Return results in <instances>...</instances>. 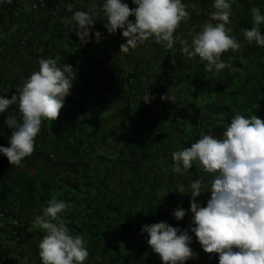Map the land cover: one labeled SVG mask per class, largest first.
I'll use <instances>...</instances> for the list:
<instances>
[{"label":"trees","instance_id":"1","mask_svg":"<svg viewBox=\"0 0 264 264\" xmlns=\"http://www.w3.org/2000/svg\"><path fill=\"white\" fill-rule=\"evenodd\" d=\"M27 1L29 12L26 14L22 12L25 0H11L7 4L3 0L0 2V95L11 98L26 76L38 67L37 60L26 62V53L20 47L24 44L21 42L22 37L14 33L8 42L5 32L13 24L20 30L24 28L26 32V24L35 23L38 16L43 14L54 13L56 18L41 32L43 55L49 50L52 58L71 65L76 72V78L70 90L71 94L65 98L56 120L52 121L49 128H42L44 122H41V130L35 138L32 154L24 158L19 166L10 165L6 157L0 155L2 238L26 248L25 254L31 259L30 264H41L37 244L42 232L33 226L32 220L55 197L71 204L70 208L58 215L66 221L73 233L82 234L88 251L84 264H162L158 254L153 253L147 245V234H139L141 226L167 221L173 227L179 225L182 229L186 228L190 223L191 213L181 221L174 220L170 215L178 206L185 210L189 207L188 195L177 194L174 191L176 186L182 184L187 190L188 183L197 176L211 179L209 174L201 172L195 165L182 173L174 174L171 170V152L177 151L181 145L190 146L202 132L219 136L234 114H254L264 121V49L255 44L249 45L243 39V30L251 28L249 9L252 6L264 9V0H234L232 3V15L226 27L232 29L230 35L241 43V47L238 51L229 50L221 54V60L228 67L219 72H206L203 61L197 57L189 59L181 54L179 41L172 49H165L150 40L151 47L148 49H152L155 62L149 63L151 66L158 64L157 71L152 76V80H155L135 97L145 90H154L163 93L166 101L163 105L155 103L149 106L142 104L139 98H132L130 107L127 95L135 93L132 90L133 80L138 72H122L118 67L122 60L132 57L131 49L115 64L108 60L110 57L103 56L91 42L92 32L97 31L95 24L89 32V42L82 44L71 33L70 28L61 22L59 15L63 14V6L56 8L50 6L51 0H44L48 10L30 9L31 0ZM182 2L189 13V19L180 22L174 36L190 39L203 23L208 22L209 13L215 9L211 0ZM260 27L261 34L264 35V25ZM36 28H30L24 41L38 37ZM72 48L77 51H71ZM112 50L116 51L117 47L114 46ZM137 52H144L142 45L137 48ZM156 54L158 59H155ZM7 64L14 66L12 71L1 70ZM118 85L122 86L121 95L114 91ZM173 93H179L184 105L191 110V114L186 115L191 121L188 130H184L185 124L177 119L179 111L170 104L169 97ZM104 94L109 95L106 102ZM96 97L108 103L104 104L108 109L118 110L122 106V114L118 117L113 115L111 119H117V126L124 125L126 119L129 121V112L134 113L140 124L139 133L134 140L122 136L123 145L119 144L118 138L111 145L105 142L99 124L86 114V99L95 101ZM137 105L140 107L137 108ZM160 107L165 110V114L159 113ZM171 107L173 115L169 117L168 110ZM180 109L187 112V108ZM11 110L15 111L14 106L8 111ZM8 111L0 114V131L4 133L0 135V146L5 147L8 146L7 136L10 130L3 121ZM140 112L149 114L145 116L146 121L169 118L171 129L175 131L172 133L178 135L179 143L175 146L170 139L156 143L155 138L165 132L154 135L152 133L148 140L151 149L148 151L144 142L146 134L143 132H147L150 127H145V122L143 124L142 119H139ZM84 124L94 127V131L85 133L82 130ZM151 129L154 130L153 127ZM119 134L122 135L123 132L120 131L118 136ZM154 143L157 144L155 152L152 151ZM166 143L171 145L170 152L163 154L160 148ZM59 144L65 148L64 152L57 151ZM146 158L159 162L152 166L145 165L143 159ZM42 161H47L48 164L60 161L65 164L66 170L46 178L40 172L42 169L38 162ZM209 195L210 193L205 192L197 197L201 206H204ZM21 210L23 216L19 213ZM12 220L16 221V225L11 223ZM189 246L198 254V259L187 260L185 264H217L216 254L204 253L194 236ZM209 256L212 257L211 260ZM1 257L5 258L6 264H10L2 253Z\"/></svg>","mask_w":264,"mask_h":264},{"label":"clouds","instance_id":"2","mask_svg":"<svg viewBox=\"0 0 264 264\" xmlns=\"http://www.w3.org/2000/svg\"><path fill=\"white\" fill-rule=\"evenodd\" d=\"M211 2L215 11L190 39L174 36L180 22L189 19L182 0H131L132 8L122 0H91L86 11L81 7L74 11L69 5L72 15L62 22L72 25L70 31L75 28L82 44L89 42L96 20L102 22L109 35L119 29L124 38L119 52L124 54L149 40L165 49H172L179 41L181 54L203 61L206 72H219L228 67L221 54L238 51L241 43L226 27L234 0ZM249 13L251 28L243 30V39L264 49L260 27L264 25V9L252 6ZM92 37L91 42L98 44L103 33L93 31ZM37 64L38 69L24 79L11 98L0 95V114L15 108L3 121L10 130L8 146H0V155L10 165L19 166L32 154L42 120H56L76 78L71 65L54 58H40ZM171 160L174 174L195 165L211 179L197 176L188 183L187 190L182 184L176 186L177 194L188 195L189 207L185 210L178 206L170 215L181 221L191 213L186 228L173 227L167 221L141 226L139 234H147L146 243L162 264L198 259L189 246L193 236L204 253L216 254L217 264H264V121L254 114H234L219 136L202 132L190 146L171 152ZM205 192L210 195L201 206L197 197ZM70 207V203L53 197L33 218V226L42 232L37 244L41 264H84L88 258L82 234L73 233L58 215Z\"/></svg>","mask_w":264,"mask_h":264},{"label":"rangeland","instance_id":"3","mask_svg":"<svg viewBox=\"0 0 264 264\" xmlns=\"http://www.w3.org/2000/svg\"><path fill=\"white\" fill-rule=\"evenodd\" d=\"M132 6H134V5L133 4L130 5V8H132ZM129 19L133 20L134 18L130 16ZM14 33L16 35L19 34L22 37L21 42L24 43V38H26V34H27V33H24V28L22 30H20V28L17 27L16 24H13V26L9 27V30L6 31L4 34V36L6 35V37L8 35V39H7L8 42H9V39L14 36ZM107 42H108V39L106 38V35L103 33V38L101 39V41L98 44H96V45L94 44V45H95L96 49H99L101 51L103 56L111 57L115 53H117V51H119V50L117 49L116 51H113L112 50L113 47H111L109 45V43H107ZM150 43H151V41L149 40V41H146L145 44L142 45L143 50H144L142 55L144 56V58H148L149 62L154 63L155 60L152 57V49H150V50L148 49L149 47H151ZM16 46H17V44H16ZM71 51L76 52L77 50L72 48ZM92 52H93V50L91 51V54H92ZM146 54L149 56H147ZM122 57L120 58V60L122 59ZM132 57H133V55H132ZM155 59H158L157 54H156ZM13 67H14L13 65L7 64V65H4L1 68V70L2 71H4V70L12 71ZM151 67L152 68L150 69V73L153 74L157 71L158 64H153ZM94 87H95V85H94ZM166 90L169 92V89H166ZM103 96H104V101L106 102L109 99V95L104 94ZM169 98H170V104L173 105L175 110L179 111V113H180L178 115L177 119L181 120L183 122V124H185L184 130L185 129L188 130L191 121L189 118L186 117V115H187V113L191 114V110H189V107L184 105L185 104L184 100L182 97L179 96V93H173L170 95ZM95 99H96L95 101H92L90 98L86 99L88 101V107H87V113L86 114L91 116V118H93V120H92L93 122H97L99 124V126L101 127L100 132H101L102 137L105 138V142H107V144L111 145L114 143V139L118 138L119 144L123 145L122 136H125V138L131 137L132 140H134L133 138L136 137L137 134L139 133L138 128L140 125L137 122V119L135 118L134 113L129 112L127 114V117H129V121L126 119V121H124V123H123L124 125H121V126L118 125L117 126L116 125L117 119L112 120V121H111V119H112L113 115L115 117H118L120 114H122V111H121L122 106L118 110L117 109H114V110L108 109L107 106L104 105V104H108V103H105L104 101L100 100L99 97H96ZM94 102L96 104H94ZM181 106L183 108H187V109H185V110H187V112H184L183 109H180V108H182ZM61 112H62V110H61ZM153 114H154V112H153ZM164 114H165V112H164ZM125 115H126V113H125ZM168 115H169V117L173 115L172 107L170 108V110H168ZM79 117H81V116L79 115ZM168 119L169 118H167V119L166 118L165 119L156 118L155 120L154 119L153 120L152 119L147 120L145 122V127H150L149 129H151L153 127L154 128L153 135L154 134H161L163 132H165V133L175 132L171 129L172 127L170 124V120H168ZM42 121L44 122L42 128L43 127L49 128L50 125L52 124V121H47V120H42ZM105 121H107L106 124H104ZM84 125L85 126L82 130H85V133H86V131L91 133L95 129L92 126H87L86 124H84ZM120 131H122L123 134L122 135L119 134V136H118V133ZM156 146H157L156 143H154L152 145V151L153 152L156 151ZM170 148H171V145L166 143V144L162 145V147L160 148V152H163V154H165L167 152H170ZM63 150H65V148L62 147V144H59L57 151L64 152ZM166 158H168V157H166ZM157 161L159 162V160H157ZM157 161H156V159H153V158H146V159H143V164L152 166L154 163H157ZM38 163L42 169V171H40L42 173V176H45L46 178H48V176L52 177V175L54 176L56 173H61L64 170H66L65 164H62V162H60V161H58V162L53 161L49 164L47 163V161H42V162H38ZM31 173L34 174V172H31ZM38 193L40 195H42L41 192H38ZM51 193H54V192H51ZM0 235H1V237H3V234H1V232H0ZM2 247L6 248L5 254H6V259H7L8 263H10V264H30L31 263V259L27 256V254H25V253H27L26 248L23 249V247H19L10 241H6V239H4Z\"/></svg>","mask_w":264,"mask_h":264},{"label":"crops","instance_id":"4","mask_svg":"<svg viewBox=\"0 0 264 264\" xmlns=\"http://www.w3.org/2000/svg\"><path fill=\"white\" fill-rule=\"evenodd\" d=\"M0 2H1V0H0ZM122 2L127 3L128 6L131 5L130 4L131 0H122ZM90 4H91V0H56V1L51 0L50 1V6H55L56 8H60L61 6L64 7V8L62 7L63 14L61 13L59 15V17H61V22H62L64 17H71V15H72V11L69 10V5H72L74 11H75V8H78V7H81L82 11H86L85 8ZM22 12H24V14L29 12V3L27 0H25V3H24L23 8H22ZM41 14H43V13H41ZM54 15H55L54 13L50 14V15L49 14H46V15L43 14V16L42 15L38 16V18L36 19L37 21L35 23L26 24L28 30L26 29L27 31L26 32L24 31V33L29 32L30 28H32V27H34V29L37 27L36 29H38V34H37L38 37L34 36V37L30 38L29 40L27 39L26 41H24V44L20 46L23 50V53H26V55H25L26 62H35L36 60H38L40 58H52L51 52L49 50H46L44 55H43V47H42L40 41L43 40L41 32H44L46 25L48 23H50L51 20L56 19L54 17ZM130 20H132V19H130ZM94 24L96 25L95 27H97V31H100V32L102 31L106 35V38L108 39L107 43H109V45L113 48H114V46L117 47V49L119 50V45L124 42V39H122V37L120 35V30L118 29L115 34L109 35L106 32V30L102 28V22L101 21L96 20L94 22ZM64 25H65V27H69L70 29L72 28V25H69V24H64ZM71 33L75 34V28L74 27H73V31H71ZM131 53L133 54V57H131L130 59H124V60L121 59L122 60L121 64H119V67H118V70H121L122 72H131L133 70L136 71L135 73L138 72L137 76L133 80V89L132 90H134L133 92H135V93H132V94L130 93V95H127V102H129L128 103L129 107H130V103L132 104V100H130V99H132V98L137 99L138 97H135V95L138 92L142 91L144 88H147L148 86H150L151 82L155 80V79L152 80L153 74L150 73V69L152 67H151V63H149V61H148V58H144V56L140 53L138 54L137 49L131 50ZM123 54L124 53L117 51V53H115L113 56L108 58V60L117 64V63H119L120 58L123 56ZM147 56H149V55H147ZM37 69H38V67H37ZM138 107H140V106L137 105V108ZM140 113H139L140 115L138 117H139V119H142V123L144 124V122H146L145 116L149 115V114L146 112H140ZM150 113H151V111H150ZM143 133L146 134L144 142L146 144V149L149 151L151 149V145L148 144V140L151 139L152 133H154V130L148 129L147 132L145 131ZM155 139H156V143H158L159 141H167L169 139L172 140V142L175 146L179 143L178 135H175V134L173 135L172 132L164 133V134H162V136H157ZM181 146H183V145H181ZM183 147H186V146H183ZM179 148H178V150H179ZM12 210L17 212L16 208H13ZM19 213L21 216H23L22 210ZM3 242H4V239L2 237H0V253H2L3 255L6 256L5 248L2 247Z\"/></svg>","mask_w":264,"mask_h":264},{"label":"built area","instance_id":"5","mask_svg":"<svg viewBox=\"0 0 264 264\" xmlns=\"http://www.w3.org/2000/svg\"><path fill=\"white\" fill-rule=\"evenodd\" d=\"M38 8L39 9L40 8H46L45 1L44 0H31L30 9H38ZM46 10H48V9L46 8ZM129 83H131V81H129ZM118 87L114 91L117 92V94L121 95L122 86L118 85ZM138 98H139V100H140V102L142 104L149 105V106H153L155 103L163 105V102L166 101V98H165L163 93H157L154 90L153 91L152 90H145L138 96ZM164 112H165V110L161 109V107H160L159 108V113L161 114V113H164ZM2 217H3V214L0 213V219ZM11 223L16 225V221L15 220H12ZM1 227H2V223L0 222V229H1ZM0 264H6V261H5L4 257L0 258Z\"/></svg>","mask_w":264,"mask_h":264}]
</instances>
